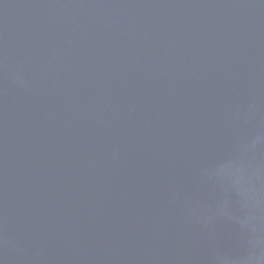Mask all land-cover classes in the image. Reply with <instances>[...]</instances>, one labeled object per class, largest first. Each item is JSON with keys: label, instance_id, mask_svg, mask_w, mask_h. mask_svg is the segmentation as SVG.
Segmentation results:
<instances>
[{"label": "water", "instance_id": "obj_1", "mask_svg": "<svg viewBox=\"0 0 264 264\" xmlns=\"http://www.w3.org/2000/svg\"><path fill=\"white\" fill-rule=\"evenodd\" d=\"M0 264H264V0H0Z\"/></svg>", "mask_w": 264, "mask_h": 264}]
</instances>
